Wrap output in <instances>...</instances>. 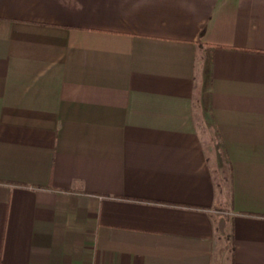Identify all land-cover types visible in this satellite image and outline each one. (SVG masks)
I'll use <instances>...</instances> for the list:
<instances>
[{"label":"crops","instance_id":"1","mask_svg":"<svg viewBox=\"0 0 264 264\" xmlns=\"http://www.w3.org/2000/svg\"><path fill=\"white\" fill-rule=\"evenodd\" d=\"M0 264H264V0H0Z\"/></svg>","mask_w":264,"mask_h":264}]
</instances>
